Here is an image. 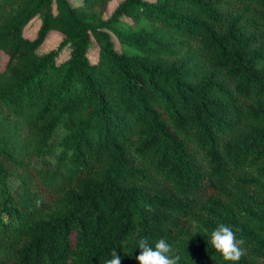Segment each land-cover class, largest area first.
I'll list each match as a JSON object with an SVG mask.
<instances>
[{
	"label": "trees",
	"instance_id": "trees-1",
	"mask_svg": "<svg viewBox=\"0 0 264 264\" xmlns=\"http://www.w3.org/2000/svg\"><path fill=\"white\" fill-rule=\"evenodd\" d=\"M112 1L0 0V264H264V0Z\"/></svg>",
	"mask_w": 264,
	"mask_h": 264
},
{
	"label": "clouds",
	"instance_id": "clouds-1",
	"mask_svg": "<svg viewBox=\"0 0 264 264\" xmlns=\"http://www.w3.org/2000/svg\"><path fill=\"white\" fill-rule=\"evenodd\" d=\"M208 244L225 262L236 264L243 255L244 241L238 240L233 229L225 224H219L210 233ZM140 253L136 256L137 264H179L181 257L175 253L172 245L161 238L150 245L147 239H140L138 247ZM111 258L106 264H121V257L113 249Z\"/></svg>",
	"mask_w": 264,
	"mask_h": 264
},
{
	"label": "rangeland",
	"instance_id": "rangeland-1",
	"mask_svg": "<svg viewBox=\"0 0 264 264\" xmlns=\"http://www.w3.org/2000/svg\"><path fill=\"white\" fill-rule=\"evenodd\" d=\"M123 0H113L112 2H110L108 4L107 7V11H106V15L109 16L111 15L115 9L117 8V6L122 2ZM70 2L74 5V6H80L83 3V0H70ZM41 25V20L39 18H35L33 21H31V23L26 27L25 30V36L30 39L33 40L38 32V29L40 28ZM63 41V36L56 32V31H51L44 43L41 45V47L38 49V53L40 55L50 52L52 50H56L60 47L61 43ZM68 55V48L64 47L62 48L61 52H60V56L58 57V62L63 61ZM92 59L95 58V52L93 50V53L91 54ZM6 56L0 52V69L4 68V65L6 63Z\"/></svg>",
	"mask_w": 264,
	"mask_h": 264
}]
</instances>
